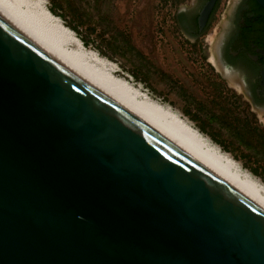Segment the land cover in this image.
<instances>
[{
    "label": "water",
    "instance_id": "obj_1",
    "mask_svg": "<svg viewBox=\"0 0 264 264\" xmlns=\"http://www.w3.org/2000/svg\"><path fill=\"white\" fill-rule=\"evenodd\" d=\"M0 264H264V199L0 0Z\"/></svg>",
    "mask_w": 264,
    "mask_h": 264
},
{
    "label": "rangeland",
    "instance_id": "obj_2",
    "mask_svg": "<svg viewBox=\"0 0 264 264\" xmlns=\"http://www.w3.org/2000/svg\"><path fill=\"white\" fill-rule=\"evenodd\" d=\"M47 2L88 50L119 66L116 76L172 107L264 185V116L242 108L208 62L226 7L234 0H223L215 24L195 42L175 25L179 14L195 11V0ZM31 6L20 9L28 16ZM64 44L74 50L71 43Z\"/></svg>",
    "mask_w": 264,
    "mask_h": 264
},
{
    "label": "bare ground",
    "instance_id": "obj_3",
    "mask_svg": "<svg viewBox=\"0 0 264 264\" xmlns=\"http://www.w3.org/2000/svg\"><path fill=\"white\" fill-rule=\"evenodd\" d=\"M16 1L19 7L22 4L28 5L31 3L32 11L27 8L29 15L27 16L26 12H23L30 29L75 66L158 121L186 143L203 152L264 199V185L261 182L256 180L251 173L244 172L229 154L224 153L187 120L182 119L180 114L172 107L150 97L148 93L143 91L141 86H135L128 79L116 76L119 66L102 58L97 52L88 50L76 33L66 27L62 19L49 10L47 0ZM66 42L71 43L74 50L71 49L72 51H70L64 48L63 45Z\"/></svg>",
    "mask_w": 264,
    "mask_h": 264
},
{
    "label": "flooded vegetation",
    "instance_id": "obj_4",
    "mask_svg": "<svg viewBox=\"0 0 264 264\" xmlns=\"http://www.w3.org/2000/svg\"><path fill=\"white\" fill-rule=\"evenodd\" d=\"M208 0L192 2L191 14L182 12L176 27L192 42L202 39L215 24L223 0H217L207 22L201 28L199 14ZM220 25L222 32L213 46L208 62L220 79L231 88L234 100L242 108L264 116V10L256 0H234L228 3Z\"/></svg>",
    "mask_w": 264,
    "mask_h": 264
},
{
    "label": "trees",
    "instance_id": "obj_5",
    "mask_svg": "<svg viewBox=\"0 0 264 264\" xmlns=\"http://www.w3.org/2000/svg\"><path fill=\"white\" fill-rule=\"evenodd\" d=\"M256 5L258 6V7H260L259 5H258V3L256 2ZM262 10H264L262 7H260Z\"/></svg>",
    "mask_w": 264,
    "mask_h": 264
}]
</instances>
